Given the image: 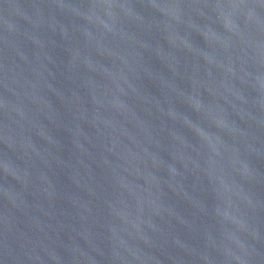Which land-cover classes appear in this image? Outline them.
Returning <instances> with one entry per match:
<instances>
[{"label":"water","instance_id":"water-1","mask_svg":"<svg viewBox=\"0 0 264 264\" xmlns=\"http://www.w3.org/2000/svg\"><path fill=\"white\" fill-rule=\"evenodd\" d=\"M0 264H264V0H0Z\"/></svg>","mask_w":264,"mask_h":264}]
</instances>
